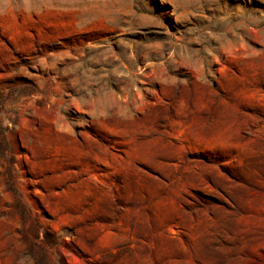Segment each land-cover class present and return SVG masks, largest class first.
Wrapping results in <instances>:
<instances>
[{
	"label": "rangeland",
	"instance_id": "obj_1",
	"mask_svg": "<svg viewBox=\"0 0 264 264\" xmlns=\"http://www.w3.org/2000/svg\"><path fill=\"white\" fill-rule=\"evenodd\" d=\"M0 264H264V0H0Z\"/></svg>",
	"mask_w": 264,
	"mask_h": 264
}]
</instances>
